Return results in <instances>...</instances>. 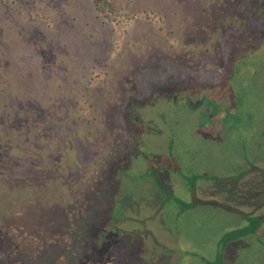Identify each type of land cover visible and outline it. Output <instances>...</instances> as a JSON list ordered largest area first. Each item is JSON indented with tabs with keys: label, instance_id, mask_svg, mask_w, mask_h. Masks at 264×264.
<instances>
[{
	"label": "rangeland",
	"instance_id": "rangeland-1",
	"mask_svg": "<svg viewBox=\"0 0 264 264\" xmlns=\"http://www.w3.org/2000/svg\"><path fill=\"white\" fill-rule=\"evenodd\" d=\"M0 1V39L61 61L0 162V264H264V0Z\"/></svg>",
	"mask_w": 264,
	"mask_h": 264
},
{
	"label": "trees",
	"instance_id": "trees-1",
	"mask_svg": "<svg viewBox=\"0 0 264 264\" xmlns=\"http://www.w3.org/2000/svg\"><path fill=\"white\" fill-rule=\"evenodd\" d=\"M95 1L97 8L103 10L101 1L104 0ZM0 4H3V2L0 1ZM27 31L25 30V33ZM19 33L22 34V32ZM18 39L17 42L8 38V36L3 40L0 39V162L12 155L14 145L20 144L21 141L27 142L38 138L48 131V127L45 126L50 108L47 102L52 99L49 88L52 86L51 81H56L59 78L51 65L60 64L61 61L54 59V57L46 58L42 48L41 50L33 48L28 40V35ZM52 53L51 51L49 55ZM46 214L52 225L49 231L53 238L48 248L54 246V249H56L59 246L64 252L77 247L82 248L81 245H84V242L77 243L74 238L73 240L70 237L68 238V235L70 236L73 233L70 231L71 228L75 232L81 218L76 219L77 224L73 228L67 222H64L66 221L64 213L50 212L49 214L47 212ZM44 223L41 222L39 228L35 230H39L41 225L44 227ZM36 235L39 241L41 238L39 232ZM39 247L43 246L40 244L38 249H40ZM88 252L90 251L88 250ZM88 252L86 250L83 253V258H77L76 255L71 256L73 257L71 262L65 255L64 257L59 256L60 261L55 263L75 264L78 263L77 259H80L79 263L89 264V259L85 256ZM23 253L25 254V252ZM32 254L25 255L30 257L32 261L36 257V254L34 256ZM5 264L8 263L5 262Z\"/></svg>",
	"mask_w": 264,
	"mask_h": 264
},
{
	"label": "flooded vegetation",
	"instance_id": "flooded-vegetation-1",
	"mask_svg": "<svg viewBox=\"0 0 264 264\" xmlns=\"http://www.w3.org/2000/svg\"><path fill=\"white\" fill-rule=\"evenodd\" d=\"M245 9H247L248 7H244ZM205 39V38H204ZM200 51H202V50H200ZM200 51H197L196 53H195V57L194 56H192V55H190L189 53H186L185 55H184V58L185 59H183V60H185V62H187V61H189V63L191 64V65H193V64H195V61H197V62H199L200 60H201V57H199V58H196L197 57V55H198V53L200 52ZM203 52H207V51H203ZM200 54H202V52L200 53ZM209 58V57H208ZM197 59V60H196ZM211 63H212V61H210ZM210 63V64H211ZM197 65V67H201V68H205L207 65L209 66L208 67V71L210 70V65H209V63H197L196 64ZM213 65V64H212ZM232 67V66H231ZM205 70H207L206 68H205ZM209 78H211V77H209ZM214 83V82H213ZM188 99V98H187ZM186 99V100H187ZM205 100L204 99H201V96H199V97H197V99L196 100H194V99H192V100H190V98H189V102H188V104L190 105V107L192 106V108H196V107H198L199 105H201V103L202 102H204ZM186 102V101H185ZM208 102H210V103H214V101H212V100H209ZM73 207H74V209L75 210H77L78 212L80 211V208L78 207V206H76V205H70V208L71 209H73ZM50 208H51V205H50ZM49 214H50V212H48ZM50 217V216H49ZM45 224V223H44ZM44 227H45V225H44ZM7 255V256H6ZM13 255L14 254H9V253H4V256H6L7 257V259L8 258H12L13 257ZM14 259V258H13ZM13 259H12V261H13ZM10 262L9 264H16V263H13V262Z\"/></svg>",
	"mask_w": 264,
	"mask_h": 264
}]
</instances>
